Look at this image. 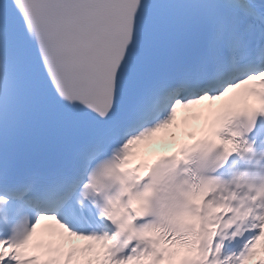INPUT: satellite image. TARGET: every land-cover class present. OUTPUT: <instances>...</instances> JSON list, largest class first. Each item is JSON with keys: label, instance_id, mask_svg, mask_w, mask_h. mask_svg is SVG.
Wrapping results in <instances>:
<instances>
[{"label": "snow or ice", "instance_id": "6c2138e0", "mask_svg": "<svg viewBox=\"0 0 264 264\" xmlns=\"http://www.w3.org/2000/svg\"><path fill=\"white\" fill-rule=\"evenodd\" d=\"M202 104L200 135L143 157ZM258 248L264 0H0V264H264Z\"/></svg>", "mask_w": 264, "mask_h": 264}, {"label": "bare ground", "instance_id": "6f19581e", "mask_svg": "<svg viewBox=\"0 0 264 264\" xmlns=\"http://www.w3.org/2000/svg\"><path fill=\"white\" fill-rule=\"evenodd\" d=\"M159 143H160V142H156L155 145H163V144L165 145V144H167V143H165V142H162L161 144H159ZM157 147H158V146H157Z\"/></svg>", "mask_w": 264, "mask_h": 264}]
</instances>
